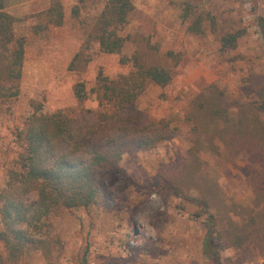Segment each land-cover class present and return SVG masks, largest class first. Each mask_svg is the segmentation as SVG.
Wrapping results in <instances>:
<instances>
[{
    "label": "rangeland",
    "instance_id": "rangeland-1",
    "mask_svg": "<svg viewBox=\"0 0 264 264\" xmlns=\"http://www.w3.org/2000/svg\"><path fill=\"white\" fill-rule=\"evenodd\" d=\"M106 1L5 0V11L18 19L16 37L26 38L27 45L20 93L0 101V190L9 172L19 169L18 135L37 109L65 111L77 126L97 122V129H107L104 134L120 135L118 126L112 128L101 120V112L112 111L102 110L93 91L98 76L113 80L130 75L135 53L151 46L173 77L166 88L150 83L122 112L128 125L156 123L162 142L124 155L125 173L100 171L104 199L98 206L51 214L49 246L27 255L24 264H211L201 249L208 229L206 216H198V208L185 198L161 194L159 173L163 165L178 167L189 159L195 139L188 120L190 105L211 85L223 92L229 105L243 104L248 119L264 127V114L255 110L264 91V0H132L136 9L119 28L125 45L117 54L104 53L99 43L88 38ZM60 7L62 25L51 24L49 20L57 15L48 16L49 11ZM76 7L79 15L73 14ZM201 16L203 33H191L189 27ZM238 32L242 36L237 47L222 51L221 38ZM78 84L86 89L83 101L75 94ZM239 114L234 106L226 115L239 118ZM94 142L95 135L80 149L81 158H91ZM213 145L218 153L204 143L199 157L206 163L208 177L222 187L226 210L231 211L219 226L225 236L256 205L254 181L264 176V166L255 161L263 155L248 150L230 153L219 134L214 135ZM190 197L197 199L198 191L193 189ZM29 199L35 203L37 193ZM233 204L241 207L242 214L232 216ZM258 205L264 210V198ZM86 251L87 263H83ZM220 254L222 264H264V250L254 246L236 250L223 245ZM0 255H6L2 242Z\"/></svg>",
    "mask_w": 264,
    "mask_h": 264
},
{
    "label": "trees",
    "instance_id": "trees-1",
    "mask_svg": "<svg viewBox=\"0 0 264 264\" xmlns=\"http://www.w3.org/2000/svg\"><path fill=\"white\" fill-rule=\"evenodd\" d=\"M79 2L85 4L87 0ZM5 8V0H0V101L10 100L20 93L27 45L26 38L16 37L18 19ZM135 9L132 0H107L104 9L92 22L88 38L99 43L104 53H120L125 39L119 35V28L128 23ZM53 12L57 18L49 22L62 25V8H52L48 16L53 17ZM79 12L78 7L74 8V15H79ZM203 24L204 17H198L189 31L202 34ZM241 36L239 32L223 36L222 51L235 49ZM79 57L80 54L74 62ZM133 63L134 70L128 76L111 80L100 74L93 89L102 110L110 108L112 111L100 113V117L104 118L102 122L110 123L112 128L118 126L120 135L104 134L107 129H97V122L92 126L89 123L77 126L71 114L65 111L44 113L37 109L25 121L18 135L22 144L17 163L19 169L9 172L6 185L0 190L3 227L0 242L6 251L5 256L0 255V264H24L27 255L48 247L46 236L50 232L51 214L62 209H91L98 206L104 199L100 171L125 173L121 166L124 155L149 150L162 142L156 123L144 125L134 122L128 125L130 121L122 112L137 102L150 83L161 88L168 87L173 80L172 71L163 66L156 48L151 46L141 47L135 53ZM75 94L81 101L86 99L83 84L75 87ZM259 96L255 110L264 114V91ZM234 106L240 111L239 118L226 115L229 108ZM246 112L243 104L229 105L223 92L213 85L209 86L190 105L188 120L195 139L189 150V159L178 167L163 165L159 173L161 194L185 198L198 208V216H206L208 229L201 249L211 264H222L220 253L223 245L236 250L250 246L259 252L264 250V210L258 205V201L264 198V176L254 181L256 205L245 213L241 224H235L224 236L219 226L231 211L226 210L228 205L224 202L222 187L208 177L206 163L199 157L204 143L218 153L213 145V137L219 134L230 153L248 150L252 154H262V159L255 162L264 166V127L249 120ZM93 135L92 156L83 159L79 156L80 149ZM224 135H228L229 139H225ZM193 189L198 191L197 199L190 197ZM32 193L38 195L35 203L29 199ZM232 207V216L242 214L239 205L233 204ZM87 253L83 256V263H87Z\"/></svg>",
    "mask_w": 264,
    "mask_h": 264
}]
</instances>
